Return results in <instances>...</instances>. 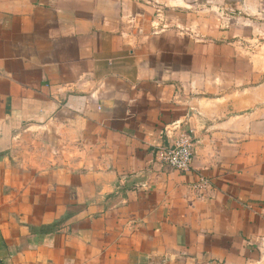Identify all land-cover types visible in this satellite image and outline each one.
<instances>
[{
    "label": "crops",
    "instance_id": "0c3cea01",
    "mask_svg": "<svg viewBox=\"0 0 264 264\" xmlns=\"http://www.w3.org/2000/svg\"><path fill=\"white\" fill-rule=\"evenodd\" d=\"M0 264H264V0H0Z\"/></svg>",
    "mask_w": 264,
    "mask_h": 264
},
{
    "label": "built area",
    "instance_id": "2783aa9c",
    "mask_svg": "<svg viewBox=\"0 0 264 264\" xmlns=\"http://www.w3.org/2000/svg\"><path fill=\"white\" fill-rule=\"evenodd\" d=\"M194 155V141L191 132H184L177 136L172 145L164 149L161 154V161L170 169L186 173L191 169ZM208 180L199 177L192 188L199 192V189L206 187ZM199 194V193H198Z\"/></svg>",
    "mask_w": 264,
    "mask_h": 264
},
{
    "label": "trees",
    "instance_id": "16d2710c",
    "mask_svg": "<svg viewBox=\"0 0 264 264\" xmlns=\"http://www.w3.org/2000/svg\"><path fill=\"white\" fill-rule=\"evenodd\" d=\"M59 222H54L53 224L50 225H42L37 227V230H34L35 228L32 227L33 232L40 233L41 235L53 232L56 228V225H58Z\"/></svg>",
    "mask_w": 264,
    "mask_h": 264
}]
</instances>
